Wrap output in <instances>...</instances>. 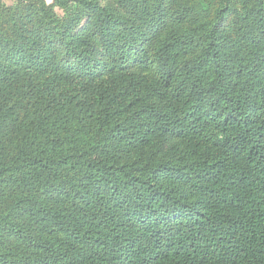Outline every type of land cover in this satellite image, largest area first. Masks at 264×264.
Listing matches in <instances>:
<instances>
[{"label": "trees", "instance_id": "obj_1", "mask_svg": "<svg viewBox=\"0 0 264 264\" xmlns=\"http://www.w3.org/2000/svg\"><path fill=\"white\" fill-rule=\"evenodd\" d=\"M0 264H264V0H0Z\"/></svg>", "mask_w": 264, "mask_h": 264}]
</instances>
